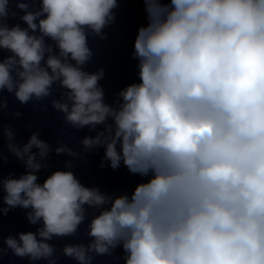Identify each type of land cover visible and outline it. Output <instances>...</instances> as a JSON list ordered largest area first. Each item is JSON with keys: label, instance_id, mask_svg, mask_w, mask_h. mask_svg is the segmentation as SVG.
Returning a JSON list of instances; mask_svg holds the SVG:
<instances>
[{"label": "clouds", "instance_id": "clouds-1", "mask_svg": "<svg viewBox=\"0 0 264 264\" xmlns=\"http://www.w3.org/2000/svg\"><path fill=\"white\" fill-rule=\"evenodd\" d=\"M37 2L41 10L30 11ZM135 2L147 21L134 42L140 82L122 90L114 108L99 86L103 69L90 74L83 66L93 55L86 29L101 35L115 21L117 0H0V50L13 54L0 61V117L5 89L28 105L51 97L58 83L64 102L52 99L51 108L63 113L65 128L103 126L80 141L84 150L104 145L113 171L123 164L142 178L115 198L85 187L71 170L38 182L43 165L33 149L47 159L50 145L33 133L21 149L0 118V203L7 206H0V225L16 208L31 210L30 224L42 222L4 243L15 257L57 264L48 241L77 236L92 208L100 210L83 233L92 242L62 250L76 264L121 259L117 248L124 264H264V0ZM16 10L26 28L7 23ZM45 37L58 56L45 58L53 52ZM4 136L28 169L18 179L2 175ZM55 154L79 155L67 144ZM7 249L0 247V261Z\"/></svg>", "mask_w": 264, "mask_h": 264}, {"label": "water", "instance_id": "water-1", "mask_svg": "<svg viewBox=\"0 0 264 264\" xmlns=\"http://www.w3.org/2000/svg\"><path fill=\"white\" fill-rule=\"evenodd\" d=\"M117 3L118 7L112 10L115 21H110L102 30L101 35H96L91 29H86L88 47L93 55L83 66V70L90 74L98 73L103 69L104 76L99 81V86L104 90L105 103L114 108H119L122 103V97L119 96V93L126 89L127 86L140 82L139 62L133 55L134 42L138 34V28L146 26L147 23L143 11V4L135 2V0H126V2L117 0ZM41 8L42 3L37 2L30 4L29 10L35 12L41 10ZM16 11L18 13L17 16L14 19H10L7 23L9 26L20 24L22 28H26L27 25L20 19L23 13L19 10ZM43 18L45 17H40V19ZM29 31L30 34L41 35L38 31L36 33H31V30ZM101 36H106L107 39H101ZM45 44L53 48L52 53L46 52L45 58L48 55H59V49L51 38L45 37ZM11 55L13 54L9 50H0V61L7 59ZM65 91L57 83L53 86V95L51 97H47L41 102H37L35 97H33L28 105H22L15 99L14 93H8L5 89L3 91V97L8 101V107L4 110L0 118L3 120L4 127H10L14 133V138L11 143L18 145L22 149L28 143L31 135L37 133L39 139L44 140L50 145L51 151L47 159H41L39 150L33 149V153L36 155V162L43 165L41 172L37 174L39 176L38 182L42 183L54 171L71 170L85 187L99 188L103 194L112 196L113 198L125 192H131L135 185L142 181L141 177L129 174L123 164H121L120 169L113 171L108 166L109 162L104 161V145L85 151L80 143L85 137L91 136L94 138L97 132L103 130V126H96L95 130L87 126L79 130L65 128L63 113L55 112L51 108L52 99L59 100L62 103L64 102L62 93ZM33 105H36L37 108L42 105H47L48 109L43 112L37 111L33 108ZM17 111L22 113L19 118L14 116V113ZM109 123H111L110 119ZM8 143L7 137L4 136L3 148L7 160L3 164L2 175L3 178L11 176V178L18 179L28 169L22 161L17 160L8 151ZM61 144H67L69 148L79 153V155L77 157H71L67 154L57 156L55 154V148L61 146ZM67 161L72 162L71 168L65 167ZM102 161L105 163L103 169L100 167ZM4 195L6 193L0 188V200H2ZM0 206L7 207L6 205H2V203H0ZM99 210L87 208L86 221L80 226L77 236L64 238L54 237L53 240L48 241L56 249L55 258H58L57 264H76L71 258L65 257L62 250L65 245H87L92 242L91 238L85 236L83 233L94 215L98 214ZM29 211L31 210L16 208L10 210L8 215L3 217L2 225H0V228H2L0 247L7 249L4 241L8 237L19 239L20 233H27L29 231L36 232L38 228L42 227V222L37 225L29 223L27 219V213ZM113 256L120 257L121 259H114L109 256H97L93 264H124L122 259L124 253L121 248H117ZM0 264H47V261L30 262L28 258L15 257L12 251L7 249V255L0 261Z\"/></svg>", "mask_w": 264, "mask_h": 264}]
</instances>
